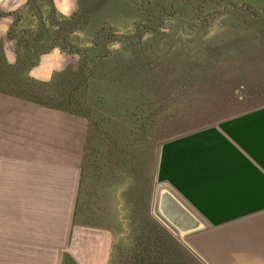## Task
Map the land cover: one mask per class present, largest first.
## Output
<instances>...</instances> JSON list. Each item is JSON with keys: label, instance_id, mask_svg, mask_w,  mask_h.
Listing matches in <instances>:
<instances>
[{"label": "rangeland", "instance_id": "1", "mask_svg": "<svg viewBox=\"0 0 264 264\" xmlns=\"http://www.w3.org/2000/svg\"><path fill=\"white\" fill-rule=\"evenodd\" d=\"M48 2L27 0L13 14L9 35L17 46L12 63L0 49V90L45 103L38 86L27 81H40L35 77L41 63L48 67V81L61 72H77L84 59L100 65L97 79L89 80L98 86L83 88L84 102L77 103L93 127L82 183L88 184L86 198L105 209L107 219L90 223L113 233L118 253L112 251L110 264H131L128 232H138L145 219L165 231L150 209L163 145L264 105V0H164L159 6L153 0L148 7L140 0H72V15L66 18L51 17ZM127 59L133 61L123 64ZM129 65L139 67L134 82L127 80ZM139 87L145 107H153L152 140L139 151L146 168L139 167V155L128 154L140 134L125 129L127 121L142 122L140 114L129 111L138 93L129 92ZM112 128L122 131L112 134ZM145 186L149 201L142 207ZM188 255L190 264H199Z\"/></svg>", "mask_w": 264, "mask_h": 264}, {"label": "crops", "instance_id": "2", "mask_svg": "<svg viewBox=\"0 0 264 264\" xmlns=\"http://www.w3.org/2000/svg\"><path fill=\"white\" fill-rule=\"evenodd\" d=\"M26 2L0 0L9 63L13 14ZM51 2V17H71L72 0ZM41 66L35 78L46 82ZM87 134L84 118L0 91V264H59L63 252L110 264L113 233L90 223L105 209L82 183ZM159 166V181L204 223L188 243L207 264H264V105L166 142Z\"/></svg>", "mask_w": 264, "mask_h": 264}, {"label": "trees", "instance_id": "3", "mask_svg": "<svg viewBox=\"0 0 264 264\" xmlns=\"http://www.w3.org/2000/svg\"><path fill=\"white\" fill-rule=\"evenodd\" d=\"M153 0H140V2L143 4V7H148L150 4H153ZM164 0H155L156 5L159 6L161 2ZM175 1V0H174ZM77 4L82 7V4L80 2H77ZM67 21H72V19H67ZM75 22L72 21V25H74ZM104 43L106 42V38L104 39ZM17 46V43H16ZM107 56V55H106ZM113 56V55H112ZM111 56V58H112ZM83 58V56H82ZM84 59V58H83ZM128 61V62H127ZM129 61H133L132 59L122 60L123 64H128ZM120 64L122 66L123 64ZM20 65V64H19ZM100 66V65H99ZM99 66H96V61H89L87 59L82 60L81 68L75 72L67 74L66 72H61L58 75H55L54 78H52L48 82H40L35 81L32 79H27L28 82L34 83L38 86L37 90L41 94H37L40 97L46 98L47 101L45 103L30 98V97H24L17 94H12L15 96H18L19 98H22L24 100H27L29 102H32L34 104L44 106L51 109L60 110L63 112L70 113L72 115L84 118L88 122V134L86 138V150H85V156L88 148V143L90 142L91 132L93 131V127L91 124V118L89 115L82 111L81 105H79L80 101L83 103V96L82 91L83 88H85L83 91H92L95 89V86H98V82L91 81V84H89V80H95L97 79V68ZM127 75V80L130 81L133 78H136L138 74L137 71L139 70V67L136 65V67H133V70H131ZM136 72V73H135ZM120 72L114 73L115 76L119 74ZM145 73V72H144ZM149 76V75H148ZM134 82V79L132 80ZM114 82V86H115ZM97 84V85H96ZM89 85V86H88ZM100 86V85H99ZM112 86V87H114ZM94 87V88H93ZM140 90V87L136 91L135 89H131L129 94L137 93ZM3 91V90H0ZM5 92V91H3ZM8 93V92H6ZM136 97L133 100L134 108L129 107V111L132 114H140V119H142V122L138 125H136L134 122L127 121L125 123V129L128 130V132L135 130L138 135V140L134 141L133 149L130 150L128 154L134 156V154H137L141 158V154L139 153L144 150V148L147 147L150 143V133H152V127L154 124V121L151 122V120H148L152 118V112L150 110H153V107H145V101H143V98L141 97L140 92L135 94ZM147 97H145L146 99ZM81 99V100H80ZM93 99V96H92ZM58 102L57 104H52V102ZM127 103L130 104V99L127 98ZM79 103V104H77ZM118 103L121 105L120 107L125 108L126 106L123 105L124 102L122 100L118 101ZM151 113V115H150ZM150 116V117H149ZM144 120V121H143ZM112 130H116L115 128H112ZM122 131L121 129L118 131L112 132V134H118V132ZM116 139H121L117 135H113ZM126 138H132L129 135L125 136ZM129 143V141L127 142ZM84 156V157H85ZM144 158H141L140 161H138L139 167L142 166V168H146V165L144 163ZM83 164V163H82ZM137 162L134 164L136 166ZM144 171V170H143ZM140 175V170L134 172L135 179H137V176ZM147 187H141L140 189V198H141V206L147 207L149 196ZM145 213V212H144ZM140 228L137 229L138 232H128V237L130 239L129 245L132 249H130V252H133V260L131 261V264H190L192 262L191 257L186 254V252L182 251V249L179 247V245L168 235L166 234V231H162L157 225L151 224L147 219H145V223L139 225ZM114 252L118 253L117 246H113Z\"/></svg>", "mask_w": 264, "mask_h": 264}, {"label": "water", "instance_id": "4", "mask_svg": "<svg viewBox=\"0 0 264 264\" xmlns=\"http://www.w3.org/2000/svg\"><path fill=\"white\" fill-rule=\"evenodd\" d=\"M156 183L150 204L152 218L201 264H207L188 243L192 235L204 229L203 221L170 187ZM59 264L77 263L69 253L63 252Z\"/></svg>", "mask_w": 264, "mask_h": 264}]
</instances>
